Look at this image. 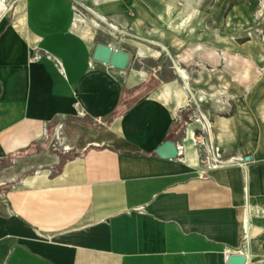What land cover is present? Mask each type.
Masks as SVG:
<instances>
[{"label": "crops", "instance_id": "1", "mask_svg": "<svg viewBox=\"0 0 264 264\" xmlns=\"http://www.w3.org/2000/svg\"><path fill=\"white\" fill-rule=\"evenodd\" d=\"M78 2L107 35H156L150 11L152 29L136 23V0H0V163L25 172L0 205V264H264V113L213 124L221 154L244 161L204 167L186 144L159 158L166 140L181 144L184 80L93 62L98 43L131 53L96 42L104 31ZM83 118L101 129L73 157L44 149L48 126Z\"/></svg>", "mask_w": 264, "mask_h": 264}, {"label": "rangeland", "instance_id": "2", "mask_svg": "<svg viewBox=\"0 0 264 264\" xmlns=\"http://www.w3.org/2000/svg\"><path fill=\"white\" fill-rule=\"evenodd\" d=\"M82 6L79 2L75 4L77 14L93 27L98 22L104 31L97 35L96 42L105 41L131 53L126 74L145 72L149 79L159 83L179 75L176 66L186 70L191 86V90L186 91L189 103L181 117L180 128L174 134L180 136L188 151L197 152L202 166L216 164L215 159H219L214 155L216 148L221 154L211 140L215 120L236 113H239L238 119L246 115H253L254 119L264 113L249 110L264 102V0H136V23L141 29L153 28L148 23L149 11L151 19L156 18V35L151 32L149 37L137 27L136 34L126 30L117 37L107 35L106 26L91 15L89 8ZM142 9L148 11L147 20L142 21ZM154 51L161 55L156 57ZM184 85L181 81L182 88ZM100 129L99 124L86 118L55 122L48 126L44 149L60 158L73 157L78 140L91 139L92 133ZM70 130L73 134L69 136L67 131ZM190 131H194L196 137L203 135V141L192 138L185 141ZM242 157L241 151L236 159L221 154V163L217 166L244 161ZM20 167L12 160L0 163V205L25 175Z\"/></svg>", "mask_w": 264, "mask_h": 264}, {"label": "water", "instance_id": "3", "mask_svg": "<svg viewBox=\"0 0 264 264\" xmlns=\"http://www.w3.org/2000/svg\"><path fill=\"white\" fill-rule=\"evenodd\" d=\"M130 59L131 55L129 53L103 43L96 44L92 55L93 62L109 66L120 72H125L128 69ZM173 62L176 66L175 61ZM155 153L163 160H177L179 158L177 143L173 140H166L157 148ZM250 159L247 158L246 161ZM227 264H247V257L242 254L231 255Z\"/></svg>", "mask_w": 264, "mask_h": 264}, {"label": "bare ground", "instance_id": "4", "mask_svg": "<svg viewBox=\"0 0 264 264\" xmlns=\"http://www.w3.org/2000/svg\"><path fill=\"white\" fill-rule=\"evenodd\" d=\"M89 10V9H88ZM97 17V16H96ZM188 19H189V17H188ZM184 22V21H183ZM182 22V23H183ZM187 22V21H186ZM110 26V25H109ZM75 28V27H74ZM112 28V27H111ZM86 34H88V33H86ZM87 39V38H86ZM88 40V39H87ZM136 46V45H135ZM137 46L139 47V48H146V47H144L143 45H139V44H137ZM147 50H150V49H148V48H146ZM151 51V50H150ZM155 52V56L156 57H159V55H161L160 54V52L159 51H154ZM140 56H144V54H143V50H141L140 49ZM155 57V58H156ZM177 71H178V74H179V76H180V78H182L183 80H184V82H185V85H184V90L185 91H188V90H191L190 89V82H189V78H188V76H187V74H186V70L184 71L182 68H179L178 66H177ZM138 72V71H137ZM142 75H146V73L145 72H142ZM167 90V89H166ZM169 96V95H168ZM189 96V95H188ZM180 97V96H179ZM192 97V96H191ZM181 98V97H180ZM205 98V97H204ZM182 101V100H181ZM206 103V102H205ZM179 104V103H178ZM178 106H180V105H178ZM208 124V123H207ZM210 124V123H209ZM205 126V125H204ZM209 127V126H208ZM208 129V128H207ZM192 139H195V135H194V133H192ZM183 156V155H182ZM247 218V217H246ZM249 218V217H248ZM244 220V219H243ZM248 223H249V221H248ZM246 228V227H245ZM249 228V227H248ZM249 238V237H248Z\"/></svg>", "mask_w": 264, "mask_h": 264}, {"label": "built area", "instance_id": "5", "mask_svg": "<svg viewBox=\"0 0 264 264\" xmlns=\"http://www.w3.org/2000/svg\"><path fill=\"white\" fill-rule=\"evenodd\" d=\"M57 63V65L59 66L60 65V63L57 61L56 62ZM199 131L200 132H203V128H200L199 129ZM195 135V134H194ZM195 139L196 140H198L199 142L200 141H203V135H200V136H198V137H196V135H195ZM194 140V139H193ZM177 149H178V151H179V159H181L183 156V153H184V151H185V146L181 143H179V142H177ZM214 155L217 157V158H219V159H215V165H207L208 164V162H205L204 164L205 165H207L206 167H209V168H217V167H219V166H217V164L219 165L221 162H220V158H221V154L219 153V150H218V148H216V150L214 151ZM227 259L229 258V257H226Z\"/></svg>", "mask_w": 264, "mask_h": 264}, {"label": "trees", "instance_id": "6", "mask_svg": "<svg viewBox=\"0 0 264 264\" xmlns=\"http://www.w3.org/2000/svg\"><path fill=\"white\" fill-rule=\"evenodd\" d=\"M169 140H170V139H169ZM125 145H127L128 147H130V146H131V145H129V144H125ZM63 161H64V160H62V163H61V165L63 164Z\"/></svg>", "mask_w": 264, "mask_h": 264}]
</instances>
